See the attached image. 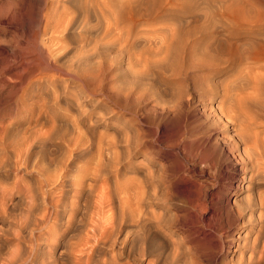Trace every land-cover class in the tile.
Segmentation results:
<instances>
[{"label":"rangeland","instance_id":"374dc122","mask_svg":"<svg viewBox=\"0 0 264 264\" xmlns=\"http://www.w3.org/2000/svg\"><path fill=\"white\" fill-rule=\"evenodd\" d=\"M110 1L112 4L109 3ZM110 1L0 0V263L5 264L6 258L4 257L12 256L14 253L18 256L17 253L20 252L19 255H21L23 253V249L27 250L25 252L26 254H22L24 255V257L27 255H31L32 257L31 253L33 252V250H30L28 248L31 245L36 246V243H38V245L41 247V249L38 248L37 254H41V250H44L46 252L51 251L50 248L46 246L52 242V239H50V237L48 236V230L51 228V222L48 221H50L51 219H49L45 223H39L37 227L33 223V220L35 222L37 217H40L33 214L37 212V209L42 210L44 206L47 205V202L51 200L50 196H46V189L48 187H41V183H38L42 180V182L44 183V175H46L47 173L50 174V172H52L50 170V166L52 167V165L50 163H47V161L52 160L51 162L53 163V161L63 160L66 158L63 155L68 154V148L64 146V140H61L65 132L64 125H67L69 120L76 117L79 111H86L85 113H87L92 110L93 114L97 113L99 115L100 112L101 115H103L105 113L103 115V118L106 117V115L108 116L111 114L112 118L108 120L109 123L107 122V128L103 125H97L95 127V133L91 134V132H87L86 137H88V139L90 140H95V138H98L99 135L102 134V143L107 139L106 134L110 136L111 134H115L114 136L117 138V141L115 142L114 140H112V142H114V146L111 147V149L114 150V156L112 155L113 159H108L106 157L105 159L103 158L107 162V174L106 170L103 169V172H105V175L103 176H105L107 179L105 180V188L103 187V185H100L101 182L98 180L95 185L96 189H94L95 191H98L101 188L105 192H107L109 201L111 199L110 204L112 206V211L117 210L115 208L116 205L118 206V200L128 197L130 204L133 203L131 205L135 206L134 203H137V206L144 208L143 210H148L150 212L148 213L147 211V214H145L144 218L157 221L166 219L168 217L169 219H171V221H175L176 223L181 224L182 228L178 229L176 233L180 239H182L183 237V245L188 246L189 242L186 241L187 239L194 238L192 240L202 241L198 243V248L208 254L206 258L208 259L209 257L210 260L207 261L205 257H202L198 259V264H224L225 262V264H227L230 262V259L234 258L235 256L237 257L238 252H235V244H237L238 241L242 242V235H244V233L247 231V229H245L246 215L244 216V213L245 211L247 212L248 204H252L257 199L259 194L264 195V160H260L258 172H255L254 176L251 174L250 169L245 168L246 165H244L240 157L234 155L235 149L232 148L231 140L234 131L233 125L235 123H231L232 125H230L229 122L227 123L222 120H214L215 117L211 114L210 110V100L207 97L206 99L205 97L203 98L205 100L202 99L203 103L202 101H200V103L196 104L195 108H191L192 110L189 111L190 108L184 109L186 110L185 112L188 111L186 115L184 113V110H182V113L179 110L178 113V110L173 112L169 111L170 109L163 107V102L159 99L161 97H158V95L163 92L161 90H165V88L169 89V85L165 84V81L170 82V79L172 77L168 76L167 74L165 75V73L161 74V72L156 69H152L151 71L153 72L154 70L155 73L153 72L151 75L155 76L156 80L152 77V81L149 79L146 82V79L148 78L145 79V74L147 72L143 71L141 64L140 66L138 65L139 62L133 63V61H131L134 60L133 57L131 58V56L135 51L132 52L130 49L133 50V48L137 47L139 58L138 56H135L134 58H138V60L141 61L143 59V47L145 45V41L143 38L147 37L146 29L149 28V26L157 28L156 26H159V24L161 25V27L166 26L163 28H169V26L167 25L169 22H171L170 20L174 18L175 14L181 17H175V20L173 19L172 22L176 21V24H178L180 26V29L183 31L185 30V28L190 29L191 27H193V29H195L196 24L194 21L201 22V20H208V23L206 22V24L208 25L210 23L209 25L215 28L213 29L209 26L211 29H213L214 32L219 31V38H222V36L224 37L225 33L230 32V34L232 33V35L235 33L234 36L239 35V38L252 36L251 38L255 39L256 41L264 43V30L262 31V27L264 29V0H146L144 1V3H142L143 1L141 0H134V2L133 0L132 2L130 0L129 2H127L128 0H124L121 2H118L117 0ZM147 1L149 2V4H146L148 3ZM113 4H116L117 6L121 4L119 5L120 7L118 6L120 9ZM127 4L132 7L130 8L131 11L129 10V8H127ZM130 4L133 6H131ZM124 7L125 9L127 8L130 13H132V16L127 14V16L129 15V20L131 19L129 17H132V20H130V22L127 19V16L124 15L126 14ZM122 8L123 10H121ZM105 9L106 12H104ZM127 9L126 12L128 13ZM119 10L124 14L121 15ZM102 11L104 13H102ZM139 11H142V13H140ZM173 11L175 12L173 13ZM113 12L116 13L115 19H113L115 16ZM176 12L179 14H177ZM111 13L113 14V17ZM119 13L120 15L117 17V14ZM102 14H106V16H108L107 14H109V16L111 15V19L109 20H112L111 22H113V26H115L112 27V23L110 22L111 27L108 26V29L106 25L109 24V21L106 20L105 22L103 19H108L109 16L105 17ZM221 14L222 16L227 15L232 18L222 17V19H219L218 21L216 17L219 15V17L221 18ZM231 14L235 15L232 16ZM144 15L145 17L141 18ZM210 15L211 17L210 19H208ZM236 15L240 16L239 19ZM122 16H125L126 21L129 22V26L125 25L127 24L125 19V22L122 20V18L121 20H119ZM56 17L59 19V21L62 20V18L63 20L61 21V24H58L55 28L54 23L57 22L54 20H58ZM65 17L68 19H66ZM204 17H206V19ZM212 17L213 21H210ZM71 18L73 19V22L71 21ZM147 18L148 20L146 21L142 20ZM224 18L226 19L227 25L224 24ZM228 19L230 20V22L228 21ZM65 20H68L67 24L65 23ZM221 20L222 22H220ZM231 20H233L232 23ZM98 21L99 23H101L100 26L97 25L99 24ZM120 21L122 22L120 23ZM234 21L240 23L237 24ZM94 22L95 24H97L95 25ZM117 22L119 23L117 25L118 27L116 26ZM211 22H213V25ZM153 23L158 24L155 25ZM192 23L195 25H193ZM203 23L205 24V22ZM222 23L224 24V26H222ZM234 23H236V26L240 24V26L237 27L238 29L236 28V31L231 28L235 25ZM204 24L203 26L201 25V23V26H199V24L196 25L198 26L196 28L197 30L195 29V31L197 32L193 33L195 36H198L197 34L200 35L201 33H203L202 29H204L205 32L207 28L206 31H208L209 27L207 26L205 28L204 26L206 24ZM231 24L234 25L231 26ZM249 24H251V28L247 26ZM93 25H95L96 27H100L101 29L96 28L95 26L93 27ZM104 25L106 26V28L103 27ZM178 25H174L173 27ZM181 25L183 26V29L181 28ZM184 25L186 27H184ZM245 26H247V28H245ZM89 27L91 28V31L87 29ZM115 27L118 29H115ZM125 27L127 29H125ZM239 27L241 28V32L239 31ZM138 28L139 30L141 29L140 32ZM199 28L200 30H198ZM111 29L113 30V32ZM119 29H121V31L123 29L125 30L121 32ZM225 29H227V31H225ZM229 29L233 32L229 31ZM245 29H250V32L251 30H255V33L258 32V34H255L253 32H251L252 34L248 33L249 31H247L246 34L244 33L246 31ZM127 30L132 32L133 34L130 32L128 33ZM256 30L262 31L263 35L262 33H259L260 31ZM104 31L105 33H108L109 31V34H113L114 37L105 36V38L102 34ZM110 31L112 32V34ZM118 31L123 34L126 31V35L128 34L130 38L131 36L133 38L135 37L134 39L138 40L139 43L136 40L134 41V39L132 40L133 42L131 41L132 43H129L130 39L126 40V37L124 35H118ZM95 33L97 34L95 35ZM102 35L104 38H101ZM255 35L258 37L255 38ZM119 36L120 39L118 41L120 43L118 44V41L116 42L119 46L115 47L113 46V44L115 45L114 40H117ZM122 36H124L125 38L123 37L124 39H122L121 42L120 40ZM111 38L115 39L112 40ZM90 39H92L91 41H93L94 39V44H91ZM100 39L101 44L98 45L97 42H99ZM103 39L105 41H107L108 39L112 41V44L110 43L111 46L116 48H114L112 53L109 52L110 50L108 49H111V46L107 47L109 44H107ZM95 40H97V42ZM109 40L108 42H110ZM124 40L126 41L124 42ZM103 41L107 44L106 46H104L105 43H103ZM95 43L97 44L96 46ZM102 44H104V48H102ZM134 44H136L135 47H133ZM120 45H125V47L129 48V50L127 51L126 48L125 51L124 46L120 47ZM244 46L246 47V45ZM94 47L96 48L93 49ZM241 47H239L238 49L242 50ZM59 48H61L60 52L58 51L60 50ZM117 48L118 51H116ZM121 48L124 50V52L121 50ZM242 48L243 51H240V56H238L241 58L238 59L236 57L234 59V63L240 62L239 60L243 57L244 60L242 59V61L244 62H241L240 65L242 66V68H244V70L241 67H236L237 64H233V68H231L232 63H228V66L225 65L226 63L219 65L223 66V68L225 69H222V71H220V73L215 77L213 76L214 81H217L218 79L221 80L222 78L226 80L237 78L238 75H240L239 77L243 80L245 79L244 81L247 82L253 80L255 78L254 75L256 76L257 73L258 75H260L259 72L261 73V71H263L261 70V68L264 67V58L260 59V61L257 62L254 61V63L256 62V64H251L259 65V69L257 68L258 66H251L252 69L250 66V68L248 66H246L245 68V65H243V63L247 62V55H245L247 54V51L246 48ZM119 49L122 52H119ZM102 50L103 52L104 50H109V53H107L110 55L107 56V53H103ZM97 52H99L100 55ZM101 52L105 54L104 57ZM117 52L119 54L121 53L122 56L116 54ZM135 54L137 53L135 52ZM126 55H128L129 57H126ZM249 59L248 61H250ZM128 60L131 62H128ZM261 61L263 62V64H261ZM251 62L253 63V61ZM251 62H247V64L249 65V63ZM109 65L111 66L109 67ZM129 65H131L132 67H130ZM100 66L103 67L102 71H100ZM133 66L135 68H133ZM138 67L141 68L139 69ZM202 67L205 68L206 66ZM96 68H99L98 71ZM194 68L196 69L194 70ZM194 68V71L190 73L191 75L193 74V76L196 77L195 81H199V79L203 76L202 74H205L206 72L203 68H200V66V70L198 69V67ZM239 68L241 69V71H239ZM88 69L90 71H88ZM248 69L259 71H254L255 74L250 76L249 74H245ZM93 70H96L98 73ZM243 71H245L243 74L240 73ZM93 72H96L97 74ZM100 72L101 74H99ZM139 72H141L142 75L139 74ZM250 72L252 73V71H249V73ZM241 74L242 76L247 75L248 78L246 76H243L242 78ZM95 75L97 77H95ZM146 75H148V73ZM143 77L145 80H143ZM149 77L151 76L149 75ZM239 77L238 79H240ZM250 77H253V79ZM81 79L86 82L84 83ZM155 84L158 87H155ZM159 84H162L163 86H159ZM243 84L245 85H242L244 88L242 91V95L247 99L249 96V99L253 98L255 95V90L251 89V87H247L249 85L251 86L252 81L249 85H247L246 83ZM86 85L87 87L84 88ZM159 87L163 88L160 90ZM83 89H86L87 91H84ZM103 92H105V96L111 97V99L116 100H114L113 102L112 100H109L110 98H107L105 96L103 97ZM118 107L121 108L120 111H118ZM162 107L164 108L163 113L161 110L163 109ZM124 108H126V110H124ZM193 109H195L194 112ZM111 110H114L113 113L111 112ZM166 110H168V112ZM260 110L258 113L257 110L254 111L252 109H249L246 113L248 115H254V119L257 124V130L259 128H264V110H262L263 114ZM212 116L214 119L211 118ZM259 119L263 120L260 121ZM215 121H217V123ZM218 121L220 122V125ZM152 123L154 124V126ZM78 125V130L86 131V125L84 126L83 122L79 123ZM210 127H212V129H209ZM218 127L219 129H216ZM214 128L217 130V132L216 130H214ZM48 130L51 132H49ZM221 130H223L222 132H225L222 133L220 132ZM202 132H204L203 137L201 136ZM226 132H228V134ZM207 134H209L210 136H208ZM208 137L209 139H207ZM38 138H41L42 140ZM125 138L129 139L130 141H125ZM131 138L133 139L132 141ZM224 138H228V141L230 142L229 145L231 146L225 143V145L222 144V142H228L225 141ZM37 139L38 143L36 142ZM128 141L130 145L127 143ZM217 141L219 143H217ZM131 142L133 144H131ZM38 144H41L43 146H38ZM95 145V142L94 144H89L88 150H92H90V152L88 151L89 154H87V156H91V153L93 152L96 154ZM134 146L136 147L134 148ZM226 148L228 151L230 150L234 153H230V151L228 152ZM131 152L132 154H129V157L127 153ZM225 153L228 154V158L227 154L225 155ZM232 153L234 157H232ZM95 154H93V157H96L94 156ZM263 156L264 154L262 155V158ZM120 157L122 158V160ZM115 160L119 161V164L121 162L123 163H121V165L119 166V164H117ZM239 160H241L242 162ZM25 161L28 164H26ZM77 163L79 164L80 161H78ZM98 185H100L101 187ZM139 192L142 193L140 194ZM91 198L89 197L88 199L90 200L87 205L88 211H91L94 206L91 203H93L95 199ZM256 212L257 216L263 213V211H260V209H257ZM87 213L86 215H83L82 213L83 217L80 213H76L74 217L77 218L78 216L87 223L89 221ZM90 214L91 212L89 213V216ZM67 217L68 215L65 213L64 215H58L57 225L60 229L66 226L67 222L65 220ZM86 218L88 219L86 220ZM38 221L39 220H37V222ZM253 222H256V219ZM191 226L194 228V230H196L195 228L197 227V229L202 228L201 230L203 232L205 231V237L210 241L204 238L200 232L194 231L193 233V231H190L191 229H193ZM211 226L212 228H210ZM30 228L32 229L31 239H29L28 236ZM18 230L21 232V234H23V237L18 239V245L14 246L11 244V241H14V235L20 233ZM137 233H135L136 235L134 234L135 238L134 235L133 237L131 235L127 237L126 249L131 247L132 251L130 254H133L134 251H136V248V255L143 252L145 258L144 263L149 259H154L153 256L146 255L149 254V252L143 249L144 245H146L144 243L145 232L143 233L138 231ZM187 233L190 235L192 234V237L189 235L188 238ZM249 235L251 237L255 236L253 230L249 231L248 236ZM37 237H39L40 239H36L34 241V238ZM130 237L135 239L134 242H132L133 239ZM136 237L139 238L137 239ZM219 238H223V240ZM65 239L66 241L68 239V242H70V239L73 240V237H62L63 241H65ZM118 240L121 239L119 238ZM139 242H142V244L144 245L140 244ZM218 243L220 244V247ZM58 246L59 244L56 245L55 250H53L54 253L55 251L57 253V250L59 248ZM18 248L20 250H18ZM140 248L142 249V251ZM219 248L221 251L219 250ZM115 250H118V245H116ZM135 253L133 254L134 256ZM165 254L166 257H163V259H158V263L156 264H160L161 262V264H177L179 262L176 261V263H173L171 261L172 254L170 250L165 252ZM22 255L20 257L23 258ZM125 256L126 255L124 252L123 257L121 256L120 259L127 258ZM131 259H134V257L130 256V258H127L129 263H132ZM179 263H182V261H180Z\"/></svg>","mask_w":264,"mask_h":264},{"label":"bare ground","instance_id":"6f19581e","mask_svg":"<svg viewBox=\"0 0 264 264\" xmlns=\"http://www.w3.org/2000/svg\"><path fill=\"white\" fill-rule=\"evenodd\" d=\"M108 1H110V0H108ZM117 1L118 2H121V1H124V0H117ZM130 1L132 2V0H130ZM136 1H140V0H136ZM141 1H143L142 3H144V1H146V0H141ZM127 2H129V0ZM133 2H134V0H133ZM109 3L112 4L111 1ZM146 4H149V2L146 3ZM113 5H116V4H113ZM119 5H121V4H119ZM131 6H133V5H131ZM125 7H124V9H125ZM127 8H129V10H130V8H132V7H130L128 5ZM126 9H125V13L126 14L121 13V11L119 10L120 13H121V15L124 14V15L127 16V14H129V15L132 16V13H130L128 11V9H127L128 13L126 12ZM121 10H123V8ZM104 12H106V9H105ZM104 12L102 11V13H104ZM174 12L175 11H173V13ZM107 13H109V12H107ZM120 13L117 14V17L120 15ZM140 13H142V11ZM113 14L115 15L116 13L113 12ZM113 14H112V17H113ZM177 14H179V13H177ZM207 14H209V13H207ZM210 14H212V13H210ZM107 15L109 16V14H107ZM148 15H149V13H148ZM175 15H174V18L175 17L176 18L177 17H181V16H178V15H176V16ZM234 15L235 14H233L232 16H234ZM44 16H45V14H44ZM103 16L108 17V16H106V14H104ZM110 16H109L108 19H103V20L105 22H106V20L109 21V24L106 25L107 27L110 26L111 23H112L111 26L114 27L115 25L113 26V22H111L112 20H109V19H111ZM128 16H127V19H128ZM131 16L129 17V18H131L130 20H132V17ZM140 16H141V14H140ZM220 16H221V18L219 17V15L217 17L215 16L218 21H219V19H222V17H227V18L229 17L227 15L226 16H222V14ZM236 16H238V15H236ZM115 17H116V15L114 16L113 19H115ZM144 17H145V15L143 17H141V18H144ZM210 17H211V15L209 16L208 19H210ZM213 17L211 18L210 21H213L212 20ZM239 17L240 16H238V19H239ZM121 18L124 21L125 16L120 17L119 20H121ZM204 18L206 19V17H204ZM229 18H232V17H229ZM66 19H68V18H66ZM62 20H63V18H62ZM62 20H60V21H59V19L58 20H54V21L57 22V23H54L55 28H56V26L58 24H61V21ZM119 20H117V21H119ZM130 20H129V22H130ZM142 20L143 21L144 20L146 21V20H148V18L147 19H142ZM172 20H170V21L172 22ZM71 21L73 22V19L72 18H71ZM125 21H126V19H125ZM178 21H179V19H178ZM202 21L205 22V24H206V22L208 23V20L207 21L201 20V22L200 21H198V22L194 21V22H195L196 25L199 24V26H201V25L203 26L204 23ZM228 21L230 22L229 19H228ZM232 21L233 20H231V23H232ZM67 22H68V20L67 21L65 20V23L66 24H67ZM121 22L122 21H120V23ZM126 22H127V24H125V25H128L129 26V24H128L129 22L128 21H126ZM171 22H169L168 25H167V26H169V28H163V27H166V26H162L161 27L160 24H159L160 27L158 25L156 26L157 28H154L152 26H149V28L146 27L147 28L146 29V35H147V37H144L143 38L144 41H145L144 42L145 45L143 43V45H144V47H143L144 48V54L142 55L143 59L141 61L138 60L139 53H138V49L136 47V48H133V50L130 49L132 52L135 51L137 53V54H135V52H134L133 54H135V55H133L131 53L132 54L131 58L133 57V59L135 60L136 58H134V57L135 56L136 57L138 56V58L136 59L138 61H136V60L135 61L134 60H131V61H133V63L134 62H136V63L139 62L138 65L140 66V64H141V67L143 68V71H145V72L148 73V75H146L147 73L145 74V72H144V74L146 76L145 79L148 78V79H146V82L149 79L152 81V79H151L152 77L155 79V76L151 75L154 72L155 69L158 70L159 72H161V74L162 73H165V75L167 74L168 76H171L172 77L170 79V82L169 81H165L166 82L165 84H168L169 85L168 86L169 89L165 88V90H161L163 87L162 88L159 87L160 90L163 91L164 93L163 92H161V93L158 92V93H160L159 94L160 96L158 95V97H161L159 99L162 100V102H163L162 103V106L170 109L169 111H173L174 112V111H177L178 110V113H179V110H180V112L182 113L183 112L182 110H184L186 108L187 109L190 108L189 109V111H190V110H192L191 108H195L196 104L197 103H200V101H202V99L204 97H205V99L207 97L210 100V107H211L210 110H211V114L215 117V119H214L213 116H212L211 117L212 119H214V120H220V121L222 120V121L227 122V123L229 122L230 125H232L231 123H235L233 125L234 126V131H233V136H232V140H231V142H232V148L235 149V153L233 151H230V150L229 151H230V153L233 152L234 155H237L238 157H240L241 160L243 161L244 165H246L245 168L250 169L251 170V174L254 176L255 172H258V167H259V164H260V160L261 159L264 160L263 159L264 156L262 158V155L264 154V128H259L257 130V124L255 122L254 115H248L246 113L248 112L249 109L250 110L252 109L254 111L257 110L258 113H259V110L260 109H261L260 110L261 112H262V110H264L263 109L264 108V67H262L263 69L260 67L261 70H263V71H261V73L259 72L260 75H258V73H257V75H256L257 77L254 74H255L256 71H259V70H256V71L254 70L255 71L254 72L253 70H249L248 69L249 71H252L253 74L251 72H250L251 73L250 74L248 70L247 71L245 70L246 72L245 71L240 72L242 74L245 72V74H249L250 76L251 75H254V77H255L254 79H253V77H250V78L253 79V80H251L252 81L251 86L249 85L251 81H247L248 80L247 79L248 78L247 75H243V76H246L247 77V78L245 77L247 79L246 80L247 82L244 81L245 79L244 80L241 79L239 77L240 75H238V77L240 79H238V77L237 78H232V77H234V76H232L231 77L232 79H227L226 80V79H223L222 78L223 80L222 79L221 80L218 79L219 81L218 80L217 81H214L213 80V76L215 77L216 75H218L220 73V71H222V69H225V68H223V66H219V65H222V64H225V63H226L225 64L226 66H228L230 63H232L231 64V68H233L232 67L233 64L234 65L237 64L236 67H241L242 68V66L240 65V63L241 62H244V61H242L243 57H242V59L239 60L240 62H235L234 63V59L236 57L238 59L241 58V57H238V56H240V51H243V48L242 47L246 48L247 54H245V53H243V54L247 55L246 56L247 57L246 58L247 59V62L253 61V63L251 62V63H249V65L247 64V62H245L247 65L245 63H243V65H245V68H246V66H248V67L249 66L250 67L251 66L257 67L258 66L257 68L259 69V65H251V64H256L257 61H260V59L264 58V43H262L260 41H256L255 39L251 38L252 36L251 37H242V38L240 37L239 38V35L238 36L236 35L237 36L236 37V36H234L235 33L232 35V33L230 34V32H227L225 34L223 33L224 34V37L222 36V38H219V35H218L219 34L218 33L219 31H217V32L215 31L214 32L213 29H215V28L213 26L209 25L210 23L208 25L207 24L206 25L204 24L205 25L204 27L206 28L207 26L208 27L210 26L213 29H211L209 27V29H211V30L208 29V31H206L207 30V28H206L205 32H204V29H202L203 30V33H201L200 35L197 34L198 36H195L193 33L197 32V31H195V29L198 27L195 24L192 23L193 25H195V29H193V27L190 28V25H189V28L190 29H186L185 28V30L183 31V30L180 29V26L178 24H176V21L175 22L173 21L174 22V23L172 22L173 24ZM199 22L201 23V25H200ZM215 22H216V20H215ZM220 22H222V20ZM234 22H236V21H234ZM98 23H99V21H98ZM148 23H149V21H148ZM211 23L213 25V22H211ZM236 23H234L235 25L234 24H231V26H233V25L236 26ZM238 23H240V22H238ZM94 24H95V22H94ZM118 24L119 23L117 22L116 26ZM153 24H155V23H153ZM156 24H158V23H156ZM171 24H172V26H171ZM180 24H181V22H180ZM189 24H191V23H189ZM224 24L227 25L226 24V19H225ZM224 24L222 26H224ZM246 24H248V23H246ZM95 25H93V27ZM97 25L100 26L101 23H99ZM131 25H132V23H131ZM174 25H178L179 27L178 26L173 27ZM185 25H184V27L187 26V25L186 26ZM214 25H215V23H214ZM250 25L251 24H249L247 26L251 28ZM106 26L104 25L103 27L106 28ZM121 26H122V24H121ZM234 26L231 27V28H233L236 31V28L238 26H240V24L237 25L236 27H234ZM242 26H243V24H242ZM247 26H245V28H247ZM182 27L183 26L181 25V28ZM96 28H100V27H96ZM87 29L90 30L91 28L89 27ZM108 29H109V27H108ZM115 29H118V28L115 27ZM125 29H127V28L125 27ZM125 29H123V30H125ZM227 29H225V31H227ZM230 29H229V31L233 32ZM240 29L241 28L239 27V31H240ZM103 30H106V29H103ZM119 30L121 31V29H119ZM123 30L121 32H123ZM138 30H139V28H138ZM198 30H200V28ZM245 30H243V31H245L244 33H246L247 31H249L250 29L249 30L245 29ZM260 30H256V31H260ZM263 30L264 29L262 27V31ZM120 31H118V32L120 33ZM135 31H136V29H135ZM140 31H141V29L139 30V32ZM262 31H260L259 33L261 34ZM112 32H113V30H112ZM112 32H111V34H112ZM129 32L130 31H128V33ZM133 32H134V30H133ZM251 32L255 33V30L254 31L251 30ZM251 32L249 31L248 33H251ZM104 33H105V31L102 33L104 35V37L105 36H107V37L108 36L114 37L113 34L112 35L109 34V31H108V33H105V34H109V35H105ZM119 33H117V34L120 35V36L121 35H124L126 37V40L127 39H130L129 40L130 41L129 43H132L133 42L132 40L135 38V37L133 38L132 36L130 38L128 36V34L126 35V31L124 32V34L123 33H120L119 34ZM130 33H132V32H130ZM96 34L97 33H95V35ZM117 34H115V35H117ZM255 34H258V32L255 33ZM99 35H100V33H99ZM103 35H102V37L101 36L100 37L101 38H104ZM242 35H243V33H242ZM262 35H263V33H262ZM120 36H119V38L116 37V38H118L117 40L115 38H114L115 40L111 38L112 40L115 41V45L113 44V46H115V47L116 46L117 47L119 46L118 44L120 42L118 40L120 39ZM124 36L121 37V40H120L121 42H122V39L125 38ZM133 36H136V35H133ZM240 36H241V34H240ZM127 37H129V38H127ZM234 37H236V38H234ZM256 37H258V36L255 35V38ZM91 40L92 39H90L91 44H94V39H93V41H91ZM108 40L107 41L104 40L107 44H109L107 47L111 46V44H112L111 43L112 41L109 40L110 42H108ZM126 40H124V42ZM135 40L136 39H134V41ZM259 40H260V38H259ZM95 41L97 42V40H95ZM104 41H103V43H105ZM114 41H113V43H114ZM117 41H118V44L116 43ZM136 41L138 42V40H136ZM99 42H97L98 45L101 44V39H100ZM106 43H105V45L102 44V48H104L103 45L104 46L107 45ZM97 44L95 43V46ZM125 45H120V47L121 46H124V48H125L124 50L126 51V48L127 47H125ZM127 45H128V43H127ZM244 45H246V47ZM135 46H136V44H134L133 47H135ZM115 47H112L111 46L112 51H111L110 48H108L110 50V51L109 50L108 51L112 53ZM138 47H139V45H138ZM239 47H241L242 50L238 49ZM63 48H64V46H63ZM95 48L96 47H94L93 49H95ZM122 48H121V50L124 52V50ZM59 49L60 50H58V51L60 52L61 51V48H59ZM121 50L119 52H122ZM128 50H129V48H127V51ZM95 51H93V52H95ZM108 51L104 50V52H103V50H102L103 53H107ZM116 51H118V48H117ZM55 53H57V52H55ZM97 53H99V52H97ZM103 53H102V55L104 57L105 54H103ZM108 53H107V56L110 55ZM116 54H119V53L117 52ZM99 55H100V53H99ZM119 55L122 56L121 53ZM124 55H125V53H124ZM127 56L128 55H126V57ZM96 57H97V55H96ZM248 57L249 58H252L254 60L249 59ZM248 59L250 61H248ZM131 61L128 60V62H131ZM254 61H256V62L254 63ZM238 63H239L240 66L238 65ZM261 64H263V62ZM110 66L111 65H109V67ZM129 66L132 67L131 65H129ZM199 66H200V68H203L202 66H206L208 68H206V67L203 68L206 73L204 74L202 72L203 73L202 74L203 76L202 77L200 76L202 79L200 78L201 79L200 80L198 78L199 81H195V78L196 77L193 76V74L191 75L190 72H192V71H194L196 69L194 67H198V69H199ZM260 66H262V65H260ZM141 67H138V68L140 69ZM102 68L103 67H101V70L100 71H102ZM133 68H135V67L133 66ZM193 68H194V70H193ZM89 69H88V71H90ZM94 69H95V67H94ZM98 69H97V71H98ZM152 69H154L153 72L151 71ZM242 69L244 70V68H242ZM251 69H252V67H251ZM93 71H96V70H93ZM239 71H241L240 68H239ZM96 72H93V73H96ZM103 72H104V70H103ZM235 73H237V72H235ZM99 74H101V72ZM139 74L142 75L141 72H139ZM242 74H241V76H242ZM149 75L151 77H149ZM165 75H164V77H165ZM243 76H242V78H243ZM95 77H97V76L95 75ZM135 78H137V77H135ZM102 79H103V77H102ZM145 79L143 77V80H145ZM168 80H169V78H168ZM83 82L85 83L86 81H83ZM242 82L243 83H246L247 85H249L247 87H251V89L255 90L254 91L255 92V95H254L253 98H250L249 99V97H250L249 96L248 99H247L245 96L242 95L243 94L242 91L244 89L242 85H245ZM162 84L161 85L159 84V86H163ZM86 87H87V85L84 88H86ZM155 87H158V86H156V84H155ZM165 87H167V86H165ZM82 88H83V86H82ZM159 88H157V89H159ZM87 90H88V88H87ZM160 90H158V91H160ZM105 92H103L104 94H102L103 97L105 96ZM108 96H111V95H108ZM105 97H107V96H105ZM113 97H116V96H113ZM55 98H59V97H55ZM107 98H110L109 100H112L113 102H114V100H116V99H114V100L111 99V97H107ZM205 99H203V100H205ZM106 100H108V99H106ZM202 103H203V101H202ZM114 104H116V103H114ZM110 109H112V108H110ZM110 109H108V110H110ZM118 109H119L118 111L121 110L120 107H118ZM124 110H126V108H124ZM161 110H162V113H163L164 108L161 109ZM194 110L195 109H193V112H194ZM113 111L114 110H111L112 113H113ZM166 111L168 112V110H166ZM185 111L186 110H184V113L186 115V113H188V111L187 112H185ZM85 112L84 111H79V113H78V115L76 117H74L71 120H69V122L67 123V125H64L65 132H64L61 140H64L63 144H64V146H66L68 148L67 149L68 154L63 155V156L66 157L65 159L59 158V159H63V160L53 161V163L51 162L52 160H49L50 162L47 161V163H50L52 165V167L49 165L50 166V170L52 172H50V174L47 173L46 175H44L45 176L43 178L44 179V183L42 182L43 180L38 183V184L41 183L40 184L41 187L42 186L43 187H45V186L48 187L46 189V191H47L46 196H50L51 200L49 202H47V205L44 206V208L42 210L37 209V212H35L33 214V215L40 216V217H37V219H36L35 222L33 220V223L37 227L39 225V223H41V222H44L45 223L46 221H48L49 219H51L50 221H48V222H51V228L48 230L49 231L48 232V236L50 237V239H52V242L49 243L46 246L49 247L52 252L51 251H47L46 252L44 250L43 251L41 250V254H37L38 248L41 249V247L38 245V243H36V246H32V245L30 246L29 245L30 247L28 248L30 250H33V252L31 253L32 254V257H31V255L30 256L27 255V256L24 257V255H22V254H26L25 252L27 250H24L23 249V253L21 254L23 256V258L20 257L21 256V255H19L20 252L17 253L18 256L14 253L12 256L4 257V258H6L5 264H143L144 263V260H145L144 255H143L144 254L143 252L141 254H137L136 255L135 252H137V248L135 247L136 248V251L133 250L134 253H135V256H134L133 255L134 254L133 252H132L133 254H130L131 251H132L131 250V247H129V248L126 249V244H127L126 243V239H127V237L130 236V235L133 237V235L135 233H137L138 231L143 232V233L145 232L144 243L146 245L142 244V242H139V243L142 244V245H144V248L143 249L144 250H147V252H149V254H146V255H151V256L154 257V259H149V260L145 261L144 264H156V263H158V259H160V258L163 259V257L164 258L166 257L165 252H167L168 250H170V252L172 254L171 255V261L173 263L174 262L176 263V261H179V262L182 261V263H179L178 262L177 264H198V259L199 258H202V257H205L206 258L208 254H206L204 251H202V250H200L198 248V243H200L202 241L192 240L194 238L187 239L186 241L189 242L188 243V246L187 245H183V243H182L183 237H182V239H180L178 237L177 233H176V231H178V229L182 228L181 227V224H178L175 221H171V219H169L168 217L166 219H161V220H157V221H153V220H150L148 218H144V216H145V214H147V211L148 210H143L144 208H141V207L137 206V203L136 204L134 203L135 206L131 205L133 203L130 204L128 197H126V198L120 197V198H123V199L118 200L119 201L118 206L115 204L116 205V208L115 209H117V210L112 211V206L110 204L111 199L109 201V198L107 196V192H105L101 188L98 191L97 190L96 191L94 190V189H96L95 188V185H96V183H97L98 180L101 182L100 183L101 186L103 185V187H104V185H105V180H107V179H106L105 176H103V175H105V172H103V171L106 170L107 162L104 159H105V157L108 158V159L109 158H112V155H113V151L114 150H112L111 147L114 146L113 144H114L115 141H117V138L114 136L115 134H111V136L106 134V138L107 139H106V141L104 140L103 143H102L103 137H102V134H100L98 138H95V140L88 139V137H86L87 132H91V134L95 133V127L97 125H103L104 127H106L108 125V123H109L108 120L110 118H112V115L109 113L110 115H108V116L106 115V117L103 118V115L105 113L103 115H101V113L99 112V115H98L97 113L93 114L92 110L89 111V112H87V113H85ZM263 112H262V114H263ZM175 113H177V112H175ZM211 114H209V115H211ZM259 120H257V121H259ZM262 120L263 119H261L260 121H262ZM82 122H83V125L84 126L86 125V128H85L86 131L78 130V128H79V125L78 124L79 123H82ZM215 122L217 123V121H215ZM148 123H151V122H148ZM219 125H220V122H219ZM153 126H154V124H153ZM80 129H81V126H80ZM209 129H212V127H210ZM216 129H219V127L216 128ZM216 129L214 128V130H216ZM231 129H232V127H231ZM223 130H221L220 132H222ZM49 132H51V131H49ZM206 132H207V130H206ZM208 132H209V130H208ZM216 132H217V130H216ZM224 132H222V133H224ZM226 133L228 134V132H226ZM203 134H204V132H202V135H201L202 137H203ZM229 134H232V133H229ZM207 135L210 136L209 134H207ZM123 136H122V138H123ZM38 139H41V138H38ZM38 139L36 141L37 143H38ZM108 139H110V140H108ZM207 139H209V137ZM226 139H225V141H228V138H226ZM112 140H114V142H112ZM124 140L126 141V140H129V139L125 138ZM132 140L133 139L131 138V141ZM221 140H223V139H221ZM229 140H230V138H229ZM129 141L127 142L128 144H129ZM42 142H44V141H42ZM94 142L96 143V145H95V147H96V154L93 152V153H91V156H89V155L87 156V154H89L90 150H92V149L88 150L89 149V144L90 145L92 143L94 144ZM40 143H41V141H40ZM140 143H141V141H140ZM217 143H219V142L217 141ZM224 143L229 145L230 142L229 141L227 143L226 142H222V144H224ZM28 144H30V143H28ZM116 144H117V142H116ZM131 144H133V143L131 142ZM125 145H126V142H125ZM38 146H43V145L38 144ZM229 146H231V145H229ZM135 147L136 146H134V148ZM137 147H140V146H137ZM129 150H130V148H129ZM226 150H227V148H226ZM233 153H232V157H234L233 156ZM93 154H95L94 156H96V157H93ZM119 154H120V152H119ZM127 154L128 155L129 154H132V152L131 153H127ZM226 154L227 153H225V155ZM122 157H124V156H122ZM129 157H130V155H129ZM228 157L229 156L227 154V158ZM230 157H231V155H230ZM24 158H26V157H24ZM118 159H119V157H118ZM121 160H122V158H121ZM241 160H239V161H241ZM78 161H80L79 164L77 163ZM115 162L117 164H119V161L115 160ZM124 162H126V161H124ZM121 163H123V162H121ZM121 163L119 164V166L121 165ZM26 164H28V163L26 162ZM106 174H107V170H106ZM249 178H250V175H249ZM103 182H104V184H103ZM100 185H98V186H100ZM89 197L90 198L92 197L91 199H93V198L95 199L94 202H93L94 204L91 203L92 205H94L93 206V209L91 207V209H92L91 211H88L87 210L88 202H90V200H88ZM48 200H49V198H48ZM83 201H84V203H83ZM257 209H260V211H263V213L259 214V216H257V212H256ZM28 212H30V211H28ZM90 212H91V214L89 216V213ZM64 213L68 215V217L65 220L67 223H66V226H64V228H61L60 229L58 227V225H57V223H58L57 222V219H58V215L59 214L64 215ZM76 213H80L81 216H82V213H83V215H86V213H87L88 214L87 216L89 217V219L86 218V220L88 219L89 221L86 223V221L82 220L78 216H77V218L74 217V215ZM148 213H150V212L148 211ZM245 215H246V218H245L246 219L245 220L246 227H245V229H247V231L244 233V235H242V238H241L242 242L241 241H238V243H237V241H236L237 244H235V246H236L235 252L236 251L238 252V254L236 253L237 254V257L235 256L234 258L230 259V262L227 263V264H264V236H263V234H264V195H260L259 194L258 197H257V199L252 204H250V203L248 204L247 212L245 211V213H244V216ZM255 219H256V222H253ZM37 220H39V221L37 222ZM206 225H209V224H206ZM192 226H194V225H192ZM202 226H203V224H202ZM197 228H195L196 230H194V228H193L190 231H193V233H194V231H198V232H200L202 234V236L204 238H206L205 237V234H204L205 231L203 232L201 230L202 229L201 227H200L201 229H197ZM210 228H212V226ZM31 230L32 229L30 228L29 235H28L29 236V239H31V237H32ZM251 230H253V233L255 234L254 237H251L250 235L248 236V233ZM190 233H192V232H190ZM137 234H139V233H137ZM195 234H197V233H195ZM207 234H208V232H207ZM22 235L23 234H21V232L20 233H17L16 235H14V239H13L14 241H11L12 242L11 244L14 245V246L18 245V242H19L18 239L22 238L23 237ZM71 235H73V236H71ZM135 235H134V238H135ZM141 235H138V236H141ZM174 235H177V236H174ZM189 235L190 234H188L187 237ZM62 237L63 238H65V237L66 238H70V237L72 238L73 237V240L70 239L71 241L68 242V239H67V241L65 239V241H63L62 240ZM132 237H130V238H132ZM119 238L121 240H118ZM134 238H132L133 240L131 239L132 242H134V240H135ZM184 238H185V236H184ZM208 238H210V237H208ZM223 238H219V239H222L223 240ZM36 239L38 240L40 238L39 237L34 238V241ZM196 239H197V237H196ZM201 239H203V238H201ZM208 241H210V240H208ZM223 242H220V243H223ZM190 243H191V245H190ZM204 243H206V242H204ZM58 244H59V246H58L59 248L57 247L58 250H57V253L55 251V253H56L55 254L53 252V250H55L56 245H58ZM116 245H118V250H115ZM201 245H202V243H201ZM218 245L220 247V244L219 243H218ZM205 246H206V244H205ZM18 250H20V249L18 248ZM219 250H220V248H219ZM221 250H222V246H221ZM141 251H142V249H141ZM207 251H209V250H207ZM28 252H29V250H28ZM124 252H125V255H126L125 257H127V258L128 257L130 258V256L134 257V259H131L132 263H129L128 260H127V258H122L124 260L120 259L121 256L123 257ZM205 258H204V260H205ZM208 260H210L209 257H208L207 261ZM159 263H160V261H159ZM0 264H3V263H0Z\"/></svg>","mask_w":264,"mask_h":264}]
</instances>
